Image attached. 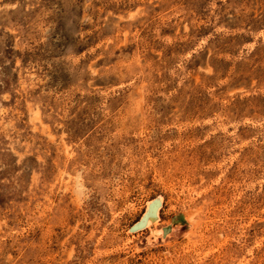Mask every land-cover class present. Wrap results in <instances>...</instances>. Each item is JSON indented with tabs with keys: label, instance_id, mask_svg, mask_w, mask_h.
I'll return each mask as SVG.
<instances>
[{
	"label": "rangeland",
	"instance_id": "obj_1",
	"mask_svg": "<svg viewBox=\"0 0 264 264\" xmlns=\"http://www.w3.org/2000/svg\"><path fill=\"white\" fill-rule=\"evenodd\" d=\"M0 264H264V0H0Z\"/></svg>",
	"mask_w": 264,
	"mask_h": 264
},
{
	"label": "water",
	"instance_id": "obj_2",
	"mask_svg": "<svg viewBox=\"0 0 264 264\" xmlns=\"http://www.w3.org/2000/svg\"><path fill=\"white\" fill-rule=\"evenodd\" d=\"M157 198L158 197L151 199L152 201L149 203L147 211L144 210L141 216L138 218V220L129 226L128 228L129 233H135L137 231L144 229L145 222L147 221V219L152 220L155 218L159 206V201L157 200ZM167 231H168L167 227L163 228L162 234L165 235Z\"/></svg>",
	"mask_w": 264,
	"mask_h": 264
},
{
	"label": "bare ground",
	"instance_id": "obj_3",
	"mask_svg": "<svg viewBox=\"0 0 264 264\" xmlns=\"http://www.w3.org/2000/svg\"><path fill=\"white\" fill-rule=\"evenodd\" d=\"M78 179V178H77ZM77 181V180H76ZM159 198V197H158ZM158 201H159V206H158V209H157V212H156V215H155V218L154 219H147V221L145 222V226H144V229L145 228H150L153 224H155L156 222H157V220H158V211H159V209H160V207H161V199L159 198V199H157ZM152 200H150L149 201V203L151 202ZM149 203L147 202V204L149 205ZM148 205L146 206V208L148 209ZM147 209H145L146 211H147ZM159 231V230H158ZM160 232H162L161 230H160ZM159 233V232H158ZM157 234V233H156Z\"/></svg>",
	"mask_w": 264,
	"mask_h": 264
}]
</instances>
